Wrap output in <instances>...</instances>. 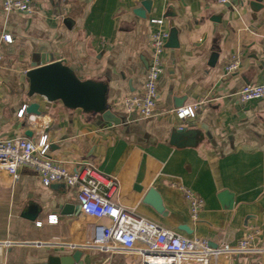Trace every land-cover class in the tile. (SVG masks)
<instances>
[{
	"label": "crops",
	"instance_id": "1",
	"mask_svg": "<svg viewBox=\"0 0 264 264\" xmlns=\"http://www.w3.org/2000/svg\"><path fill=\"white\" fill-rule=\"evenodd\" d=\"M3 1L0 139L37 140L45 133L49 157L70 169L93 165L116 178L120 205L185 237L233 245L255 227L264 244V99L239 100L244 85L264 84V0L226 6L210 0H31V14H5ZM157 19L165 20L170 38L156 113L144 119L127 114L121 101L143 91L156 28L151 21ZM234 57L240 65L229 73L225 67ZM44 60L62 61L86 86L87 105L31 93L26 72L35 63L47 66ZM33 103L41 115L19 118ZM191 104L201 106L197 115L179 120L176 109ZM181 186L205 201L197 222ZM152 189L162 212L145 202ZM224 193L232 196L231 207ZM51 215L56 224L48 223ZM90 220L75 190L45 187L26 167L18 180L0 169V264H45L50 257L64 264H138L130 254L86 248ZM211 264H264V257L224 255Z\"/></svg>",
	"mask_w": 264,
	"mask_h": 264
},
{
	"label": "built area",
	"instance_id": "2",
	"mask_svg": "<svg viewBox=\"0 0 264 264\" xmlns=\"http://www.w3.org/2000/svg\"><path fill=\"white\" fill-rule=\"evenodd\" d=\"M210 1L226 6L232 0ZM3 11L5 14H31L34 8L31 0H4ZM151 22L156 28L149 35L151 61L143 91L125 96L121 101V107L127 114H137L144 119L152 118L156 113L159 83L165 72L164 54L170 38L164 19ZM2 40L7 44L13 42L9 34H4ZM2 59L0 52V61ZM239 65L238 58L234 57L225 70L235 72ZM262 99L264 84H246L239 93V100L243 104ZM27 108L24 106L19 111V118L23 117ZM200 108L199 104L185 105L176 109V116L179 120L194 118ZM50 147L45 133L37 140L27 137L0 139V169L7 170L18 180L20 169L26 167L40 177L45 187L60 184L75 190L80 212L91 218L86 224V248L130 254L138 264H211L213 259L224 255L264 257V244L260 241L261 231L258 228L250 227L233 245L224 243L213 246L205 238L185 237L120 205L116 201L119 191L116 178L103 174L93 165L70 169L64 162L49 157ZM179 189L188 204L192 220L197 222L205 207L203 197L190 188L181 186ZM57 222L56 215L49 216V224Z\"/></svg>",
	"mask_w": 264,
	"mask_h": 264
},
{
	"label": "water",
	"instance_id": "3",
	"mask_svg": "<svg viewBox=\"0 0 264 264\" xmlns=\"http://www.w3.org/2000/svg\"><path fill=\"white\" fill-rule=\"evenodd\" d=\"M48 63L46 60L42 62L43 65ZM32 67L34 69L27 73L32 94L41 95L50 102L62 98L72 107H81L88 104L90 96L86 86L62 67V61L42 67L35 63ZM26 112L36 116L41 115L40 106L37 103L31 104ZM27 135L30 136L31 134ZM223 196L224 198H229L227 205L231 207L232 196H229L228 193H224ZM145 202L152 205L158 212L163 211L162 200L154 189L149 191ZM67 211H69V207H66ZM23 217L30 220H35L36 218V216H30L27 213H24ZM81 255V252H76L73 259L79 262ZM45 264H64V259L61 257H50Z\"/></svg>",
	"mask_w": 264,
	"mask_h": 264
}]
</instances>
